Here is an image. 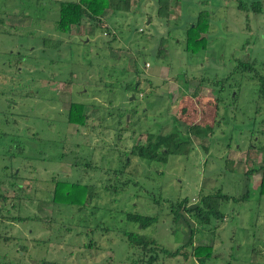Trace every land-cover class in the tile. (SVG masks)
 <instances>
[{
  "label": "rangeland",
  "instance_id": "obj_1",
  "mask_svg": "<svg viewBox=\"0 0 264 264\" xmlns=\"http://www.w3.org/2000/svg\"><path fill=\"white\" fill-rule=\"evenodd\" d=\"M62 1L73 0H0V264H146L154 253L152 264H264V101L250 73L233 71L252 63L264 78V0H167L166 17L156 0H129L68 32L54 23ZM252 1L260 12L237 7ZM197 18L207 27L191 52L183 30ZM129 81L138 92L122 89ZM71 101L84 104V125L67 121ZM188 123L212 132L191 136L187 153L165 163L130 154ZM56 182L91 197L52 202ZM217 189L236 197L218 203L219 220L201 226L170 210ZM190 230L192 246L211 245L204 262L183 246ZM126 232L155 244L131 246Z\"/></svg>",
  "mask_w": 264,
  "mask_h": 264
},
{
  "label": "trees",
  "instance_id": "obj_2",
  "mask_svg": "<svg viewBox=\"0 0 264 264\" xmlns=\"http://www.w3.org/2000/svg\"><path fill=\"white\" fill-rule=\"evenodd\" d=\"M158 6L156 14L160 17H166L168 14L167 0H156ZM259 1H252L250 6L247 7L245 2H238L237 7L242 10L252 9L253 12H260ZM129 10V0H73V1H62L58 6V17L55 20V28L62 32H68L71 26H78L82 19L86 21H95L100 19L106 14L107 11L110 13L125 12ZM207 27L206 24H202L199 18L195 19L194 23L188 24L184 32V43L183 48L187 51L194 52L202 47L203 38L200 33ZM203 29V30H202ZM185 46V47H184ZM196 48V49H195ZM239 70L240 72L250 73L249 77L254 78L258 81L257 94L260 100L264 101V78L253 71L252 63L238 62L234 67L233 71ZM227 76L214 83L219 85L216 89V99L221 98L223 93L222 82L224 79H228ZM130 90L132 92L139 91L137 87V81H129L123 85L122 89ZM84 104L82 102H70L66 112V119L68 122L75 123L77 125H84L86 114L83 111ZM93 107V106H92ZM212 132V129L196 124L188 123L184 135L181 134L175 126H170V129L165 134H148L145 143L141 145H134L130 149V154L139 156L146 160H154L159 163H165L167 156L170 154H185L187 153L188 146L190 149L191 136L199 139L207 138ZM127 156L123 159V165H127ZM82 165V164H81ZM89 162H84L83 167H88ZM90 167V166H89ZM87 185L67 183V182H56L53 190L49 193V200L52 202H63L69 204H76L82 206L87 198H90V190ZM259 193H264V165L261 167V175L258 183ZM235 200L236 197L223 194L219 189L214 192H207L199 194L196 202L188 207L187 199L184 197L181 200L171 203V212L175 218H178L180 212L188 213V215L199 225H207L211 220H219L222 217V213L218 209V203L221 200ZM125 219L127 221L138 223L140 227L146 226L153 221V217L147 215H140L137 213H126ZM189 233V239L185 245L191 247V255L200 262H204L211 256V245L210 244H198L192 246L190 237L192 236V230ZM128 244L133 246H139L141 249H145L147 244H155L153 240H146L142 236L133 232L125 233ZM153 251L154 248H149ZM160 252L169 256H175L179 254V249L167 251L163 248ZM157 258L156 253L150 254L146 259V264H152ZM49 264H54L50 263ZM42 262L40 264H48Z\"/></svg>",
  "mask_w": 264,
  "mask_h": 264
}]
</instances>
